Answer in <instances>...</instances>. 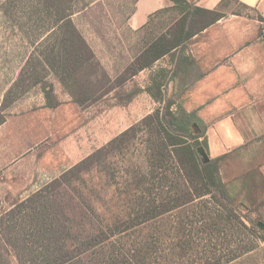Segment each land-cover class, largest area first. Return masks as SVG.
Instances as JSON below:
<instances>
[{"label":"rangeland","instance_id":"obj_1","mask_svg":"<svg viewBox=\"0 0 264 264\" xmlns=\"http://www.w3.org/2000/svg\"><path fill=\"white\" fill-rule=\"evenodd\" d=\"M36 2L0 0V264H38L49 246L57 248L51 250V258L59 260L58 264L64 261L122 264L116 255L120 245L126 247L133 260L132 255L145 260L130 264H264V241L253 234L251 224L242 217L229 215L211 195L196 198L186 206L149 222L140 221L133 227L132 222H124L120 235L108 232L114 235L116 244L110 249L101 251L84 242L85 230L96 227L99 219L107 226L113 219L116 222L123 219L129 195L125 185L129 163L141 166L147 153L144 132L149 128L145 125L139 128L144 132L135 142L119 146L112 153L113 160L103 157L92 173L78 178L76 185V178L72 177L71 192L76 195L82 192L92 199L85 224L83 213H76L72 219L66 216L63 210L68 206L64 203L63 210H51L49 222L56 225V231L45 242H38L32 235L33 229L28 232L22 226L21 211L27 209L20 207L22 203L160 107L145 90L151 82L149 70L120 85L127 91L143 89L130 104L117 105L116 92L83 107L75 104L69 93L71 87H65L43 63L46 50L54 47L51 38L54 22L42 14L44 9ZM73 3V22L114 81L139 51L143 39L160 33L180 17V12L174 9L155 19L147 30L135 32L128 28V21L136 0H74ZM222 15L227 19L238 15L249 22L254 13L238 0H226L222 3ZM260 31L264 36V28ZM34 71L55 85V96L61 103L58 108L47 107L41 86L32 80ZM105 86L107 81L99 76L94 91L98 93ZM260 148L264 153V143ZM241 156L222 170V180L231 182L234 196L241 190L240 174L250 169L245 163L255 160L248 156L243 162ZM263 160L264 156L257 163ZM261 168L264 172V166ZM167 169L175 191L183 185V179L180 180L173 164ZM159 173L166 177L164 170ZM105 176L107 180L102 181ZM162 188L161 185L159 191L155 190L156 199H166L167 193H163L166 190ZM205 191L200 184L193 187L195 194ZM243 211L252 219L258 218L256 212H248L246 208ZM128 212L134 213L131 207ZM22 232L25 236L18 243L12 235L18 238ZM81 243L89 250L82 258L76 257L71 249L80 247Z\"/></svg>","mask_w":264,"mask_h":264},{"label":"trees","instance_id":"obj_2","mask_svg":"<svg viewBox=\"0 0 264 264\" xmlns=\"http://www.w3.org/2000/svg\"><path fill=\"white\" fill-rule=\"evenodd\" d=\"M170 1L173 3L172 6L151 16L148 24L135 32L147 30L155 19L168 11L178 10L180 17L160 33L151 35L145 41L143 39L139 51L114 81L102 67L93 47L72 20L75 14L72 7L74 0H37L36 4L44 9L39 13L42 12L45 16L51 17L54 22L51 34L54 47L46 50L43 63L46 68L54 71L57 79L65 87L66 85L71 87L72 90L69 93L75 104L83 107L90 102L100 101L114 92L118 100L117 105L130 104L135 96L143 92V89L127 91L121 88L125 83L148 70L151 71V82L145 90L160 103V107L153 114L114 138L106 146L82 160L20 205L27 208L21 211V214H24L21 220L22 226L27 228L28 232L33 229L32 235L38 242H45L46 238L56 231V225L49 222L52 216L51 210L54 208L63 210L64 203L68 206L66 210H63L66 216L72 219L76 213H83L82 223L85 224V217L89 212L88 206L92 199H88L82 192H78V195L73 194L72 179L76 178V185L80 181L78 178L83 174L92 173L103 157L107 156L108 160H113L115 157L112 153L117 148L120 149L119 146L135 142L138 135L144 132L143 129H139L144 125L149 128L144 132L147 153L141 166L133 162L129 163L130 167L125 179V185L129 188L125 215L118 222L113 219L114 224L110 221L111 225L108 226L102 224L99 219L96 227L85 230V243L101 251L110 249L116 244L114 235L108 232L120 235L124 222H132V227L140 221L149 222L206 195H211L229 215L242 217L248 221L253 234L264 241V230L258 227L260 221L264 223V172L261 168L264 166V160L260 164L257 163L259 158L264 156L258 148V144L264 143V136L242 148L212 158L207 135L208 126L197 111H187L184 101L180 99V93L185 92L191 84L189 71L195 64L194 58L187 54L191 41L222 19V4L216 10H207L198 7L197 3L201 0ZM99 76L107 81V87H103L97 93L94 88ZM33 77L34 84L42 88L47 107L58 108L61 103L55 96V85L44 79L37 71H34ZM120 85L123 86L120 87ZM80 94L83 96L78 97ZM199 149L205 151L209 159L207 163L201 157ZM240 156L243 162L248 156L249 159L255 158V160L254 162L248 160L249 162L245 163V166H250V169H245L246 171L240 174L241 190L236 197L230 191L231 182L222 180L221 176L223 167H228ZM250 156L253 157L250 158ZM170 164L177 168L180 180L183 179V185L181 184L175 191L172 190L175 188L172 185L173 178L168 176L171 173L167 169ZM160 170H164L166 177L160 176ZM106 178L107 176L102 181H106ZM199 184L206 191L195 194L193 187L196 188ZM161 185L162 189L166 190L163 193H167L166 199L161 197L162 200L155 198V190L159 191ZM173 192L174 196H171ZM65 195L67 198H64ZM54 198L58 200L54 202ZM130 207L134 213L128 212ZM243 208H246L248 212H256L258 218L252 219L244 213ZM61 212L56 213L59 215ZM16 226L19 227V224L16 223ZM68 230L71 232L72 228L69 227ZM18 234V238L12 236L19 243L22 242L25 234L23 232ZM48 243L51 244L50 240ZM71 249L76 253V257L81 258L89 251L83 243L80 247L75 246ZM51 250L56 251L57 248L50 246L46 248L38 264H58L59 260L51 258ZM132 252L135 254L137 250L132 249ZM129 254L124 245L118 247L116 255L122 260V264H130L131 261L132 263L145 262L138 259L137 255H132L133 260ZM63 264L67 262L64 261Z\"/></svg>","mask_w":264,"mask_h":264},{"label":"crops","instance_id":"obj_3","mask_svg":"<svg viewBox=\"0 0 264 264\" xmlns=\"http://www.w3.org/2000/svg\"><path fill=\"white\" fill-rule=\"evenodd\" d=\"M224 1L201 0L197 5L216 10ZM238 1L254 13L251 23L238 15L222 17L195 36L187 51L195 60L191 84L180 93L186 110L197 111L208 126L212 158L264 136V0ZM172 5L170 0H138L128 28L140 30Z\"/></svg>","mask_w":264,"mask_h":264},{"label":"water","instance_id":"obj_4","mask_svg":"<svg viewBox=\"0 0 264 264\" xmlns=\"http://www.w3.org/2000/svg\"><path fill=\"white\" fill-rule=\"evenodd\" d=\"M199 153H200L201 157L203 158L204 162L207 163V162L209 161V159H208V157H207L205 151H204L203 149H199ZM258 227H260L261 229L264 230V223L259 222V223H258Z\"/></svg>","mask_w":264,"mask_h":264}]
</instances>
